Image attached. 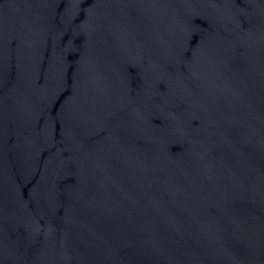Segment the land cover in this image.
I'll return each mask as SVG.
<instances>
[{"label": "water", "instance_id": "95a60500", "mask_svg": "<svg viewBox=\"0 0 264 264\" xmlns=\"http://www.w3.org/2000/svg\"><path fill=\"white\" fill-rule=\"evenodd\" d=\"M0 264H264V0H0Z\"/></svg>", "mask_w": 264, "mask_h": 264}]
</instances>
